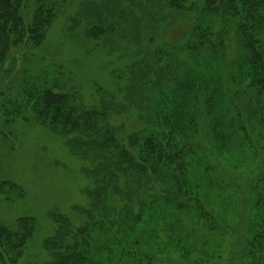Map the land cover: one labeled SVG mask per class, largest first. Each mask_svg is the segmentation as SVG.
I'll use <instances>...</instances> for the list:
<instances>
[{
	"label": "rangeland",
	"instance_id": "rangeland-1",
	"mask_svg": "<svg viewBox=\"0 0 264 264\" xmlns=\"http://www.w3.org/2000/svg\"><path fill=\"white\" fill-rule=\"evenodd\" d=\"M36 1L54 18L39 48L17 47L0 67L2 111L10 114L13 103L20 102L21 81L46 79L54 92L73 95L71 104L83 123L87 116L92 121L89 130L78 127L60 135L34 121L24 106L30 114L7 118V126L0 128V225L15 228L26 219L33 226L17 264H57L56 256L65 253L71 240L80 246L85 239L95 251L101 244L90 229L93 221L104 222L110 237L123 239L132 251L155 256L153 264H180V253L166 242L169 228L187 249L186 238L194 236L192 251L220 256L209 264H231L232 256L237 261L250 238L245 186L250 185L252 162L236 151L235 140L227 152L212 139L207 121L212 110L197 128L202 143L195 159H202V171L212 165L199 185L213 181L204 190L205 207L213 209L217 220L225 219L214 243L204 247L207 233L195 225L193 213L173 207L160 178L132 180L126 172L134 162L130 139L154 134L161 102L177 94L171 73L208 81L211 91L224 96L221 108L233 95L239 108L246 104L253 89L239 75L244 51L236 28L217 25L215 37L198 51L196 39L192 50L187 47L195 16L175 11L167 0H23L26 25ZM260 47L264 66V36ZM216 169L223 172V182L213 175ZM137 232L142 238L135 240Z\"/></svg>",
	"mask_w": 264,
	"mask_h": 264
},
{
	"label": "trees",
	"instance_id": "trees-1",
	"mask_svg": "<svg viewBox=\"0 0 264 264\" xmlns=\"http://www.w3.org/2000/svg\"><path fill=\"white\" fill-rule=\"evenodd\" d=\"M167 3L170 8L181 14L195 16L197 25L193 27L192 36L187 42V47L191 50L192 38L200 43L196 47L200 51L206 40L215 37L213 28L217 25L229 24L236 28L244 51L239 75L243 77V81L249 83L253 92L242 108L234 104L237 95L227 98L226 105L221 108L224 96L220 90L211 91L208 81L199 83L191 75L178 78L176 74L171 73L168 78L174 83L177 94L170 100L161 102L162 113L158 115L154 134L130 139L129 147L134 152V162L127 166L126 172L130 178L133 177L132 180L146 176L158 177L167 184L168 200L173 207L176 210H188L193 213L195 225L208 235L204 247L211 245L218 230H223L226 224L225 219L217 220L215 212L209 205H207L209 209L205 207L204 190L211 187L213 181L207 180L204 186L199 184L204 181L206 171L210 173L213 168L212 165H207L202 171L203 161L202 159L196 161L195 148H199V143H202V140L197 139V135L200 134L197 129L200 121L207 111L212 110L214 115L212 119L207 120L212 139L227 152L231 149L230 140H235L236 151L246 155L252 162L251 177L246 180L247 184L250 182L251 188L245 186L250 196L251 217L246 226L250 238L243 245L246 253L241 251V257L237 261L232 256L230 263L264 264V66L260 47L261 38L264 36V0H167ZM23 7V0H0V67L17 47L39 48L54 18L52 10L44 8L36 1L30 15L31 21L26 25L21 13ZM219 32L223 34L222 31ZM29 76L31 75L25 74L24 77ZM17 89L16 100L20 102L13 103L12 113L3 112L5 109L0 105V128L7 126L5 122L7 118L21 119L29 113L24 107L26 106L30 108L29 114L34 121L48 125L60 135L74 132L78 127L90 129L92 117H84L86 122L83 123L71 104L70 98L73 95L54 92V88L48 85L46 79L23 80ZM2 97L0 95V98ZM20 111L23 113L19 114ZM108 145L113 146L111 142ZM115 160L118 166L120 158L115 157ZM213 175H218L220 180L224 177L219 169H216ZM157 202H151V206ZM138 203L143 204L142 201ZM226 207L228 208V205ZM127 218L131 219L132 215ZM134 219L136 216L132 218ZM89 225L98 236L101 245L99 244L95 251H91L87 240L84 239L80 246L77 245V241L71 240L65 246V253L56 256L57 264L155 262V256L145 255L137 250L132 251L123 239L111 238L104 222L93 221ZM133 226H136V222H133ZM227 228L231 233L229 227ZM32 233L33 226L26 219L19 220L15 228L0 225V263L17 264ZM82 234L83 232L80 235ZM176 234L169 228L166 242L180 253V264H209L210 260L220 258L218 254L192 251L195 247L192 245L196 244L194 236L186 238V243L191 245L187 249L185 242L182 243V239ZM138 238H142V235L137 232L134 239Z\"/></svg>",
	"mask_w": 264,
	"mask_h": 264
}]
</instances>
